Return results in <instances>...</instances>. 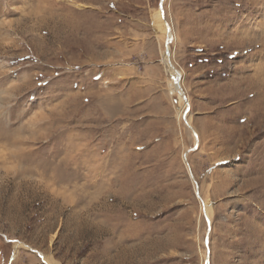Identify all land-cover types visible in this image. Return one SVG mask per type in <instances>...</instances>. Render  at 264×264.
I'll list each match as a JSON object with an SVG mask.
<instances>
[{
	"label": "rangeland",
	"instance_id": "obj_1",
	"mask_svg": "<svg viewBox=\"0 0 264 264\" xmlns=\"http://www.w3.org/2000/svg\"><path fill=\"white\" fill-rule=\"evenodd\" d=\"M159 4L0 0V264H264V0H164L183 93Z\"/></svg>",
	"mask_w": 264,
	"mask_h": 264
},
{
	"label": "bare ground",
	"instance_id": "obj_2",
	"mask_svg": "<svg viewBox=\"0 0 264 264\" xmlns=\"http://www.w3.org/2000/svg\"><path fill=\"white\" fill-rule=\"evenodd\" d=\"M77 5V4H76ZM79 6H81V5H79ZM165 19L163 18V16H162V14L159 16H157V22H156V26L158 27V30H159V33L161 34V36H163L164 37V39H165V41H167V39L169 38V39H173V32H172V30L170 29V31H169V29H168V26L166 25L167 23H165V21H164ZM164 61H162L163 62V64L165 65V67H166V69H167V71H168V73L170 74V76H171V78L173 79V88L175 89V90H177V91H180L181 93H183V90H182V86H181V83H180V85H178V79H180L179 78V76L181 75V72L175 67V65L171 62V59H170V57H169V55H168V53L166 52V49H165V51H164ZM263 71V70H262ZM261 71V72H262ZM260 77V76H259ZM262 78V77H261ZM260 80V82H258L257 80V82L258 83H260V85H261V94L260 95H262V99L264 98V81L263 80H261V79H259ZM258 83H257V85H258ZM185 119H186V117H185ZM186 122H188V124L190 125V126H192L191 125V122L189 121V119L186 121ZM205 210H206V212H208L209 210H210V208L206 205V208H205ZM44 258H45V256H43Z\"/></svg>",
	"mask_w": 264,
	"mask_h": 264
},
{
	"label": "water",
	"instance_id": "obj_3",
	"mask_svg": "<svg viewBox=\"0 0 264 264\" xmlns=\"http://www.w3.org/2000/svg\"><path fill=\"white\" fill-rule=\"evenodd\" d=\"M163 2H164V0H160V7H161V10L163 12V18L165 19V21L167 23V26H168V29L170 31L171 27H170V25H169V23L167 22V19H166V14H165L164 8H163ZM170 42H171V39L168 38L167 41H166V52L168 53V55L170 54ZM180 77H181V75L179 76V78ZM179 80L180 79H178V85H180V81ZM184 98H185V101H187L185 96H184ZM193 131H194V134H195V136L197 138V134H196L194 129H193ZM197 142H198V140H197ZM186 158H187V153H184V159H186ZM207 220H208V218H207ZM206 243H208V240H206Z\"/></svg>",
	"mask_w": 264,
	"mask_h": 264
},
{
	"label": "crops",
	"instance_id": "obj_4",
	"mask_svg": "<svg viewBox=\"0 0 264 264\" xmlns=\"http://www.w3.org/2000/svg\"><path fill=\"white\" fill-rule=\"evenodd\" d=\"M159 9L161 10V7H160V4H159ZM162 11V10H161ZM162 15H163V12H162ZM165 21V20H164ZM168 22V21H167ZM166 23V21H165ZM153 26V24H151ZM167 25V24H166ZM172 30V29H171ZM158 38V37H157Z\"/></svg>",
	"mask_w": 264,
	"mask_h": 264
}]
</instances>
